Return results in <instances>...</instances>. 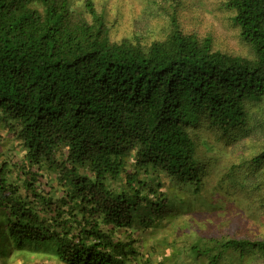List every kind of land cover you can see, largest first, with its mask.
Segmentation results:
<instances>
[{"label":"trees","instance_id":"obj_1","mask_svg":"<svg viewBox=\"0 0 264 264\" xmlns=\"http://www.w3.org/2000/svg\"><path fill=\"white\" fill-rule=\"evenodd\" d=\"M223 5L245 55L176 14L144 44L112 40L94 0H0V264H139L138 233L199 264L264 259L246 234L264 224V0Z\"/></svg>","mask_w":264,"mask_h":264},{"label":"rangeland","instance_id":"obj_2","mask_svg":"<svg viewBox=\"0 0 264 264\" xmlns=\"http://www.w3.org/2000/svg\"><path fill=\"white\" fill-rule=\"evenodd\" d=\"M94 2L105 12L110 26V36L114 41L127 38L132 41L140 40L146 44L161 39L169 30L170 15L176 14L186 32L210 37L216 50L239 56L247 53L240 42L238 28L233 23V14L225 9L223 0H94ZM206 152L205 148H202L201 153ZM232 159H234L232 155L225 154L216 165V174H221L226 167L229 168ZM241 208L244 209L243 213L247 217L262 215V212L253 208L250 202L241 203ZM201 227L209 236L213 235L205 224ZM252 229L254 230L251 231L255 233L246 234L252 237H264V224H259L258 227L252 225ZM138 235L143 239L144 254L139 264H199L185 256L171 255L170 247L153 246L154 242L150 238H144L145 235L141 233ZM151 238L155 240L154 237ZM182 244L184 245L183 242ZM151 245L155 251L152 250ZM146 259L149 260L148 263ZM2 264L54 263L45 257L23 260L22 257L10 255ZM246 264H264V259L255 262L249 258Z\"/></svg>","mask_w":264,"mask_h":264}]
</instances>
